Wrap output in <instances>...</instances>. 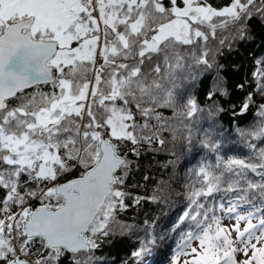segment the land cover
Listing matches in <instances>:
<instances>
[{"label":"snow or ice","instance_id":"1","mask_svg":"<svg viewBox=\"0 0 264 264\" xmlns=\"http://www.w3.org/2000/svg\"><path fill=\"white\" fill-rule=\"evenodd\" d=\"M254 18L264 0H0V264H99L127 207L125 148L138 156L182 132L186 147L218 151L193 139L203 110L181 89ZM252 80L241 114L264 96V60ZM237 135L246 159L194 173L172 264H264V104ZM155 241L145 231L130 264Z\"/></svg>","mask_w":264,"mask_h":264},{"label":"trees","instance_id":"2","mask_svg":"<svg viewBox=\"0 0 264 264\" xmlns=\"http://www.w3.org/2000/svg\"><path fill=\"white\" fill-rule=\"evenodd\" d=\"M208 2L221 8L227 0ZM262 60L264 19L254 18L247 26L243 39H233L230 46H224L216 56L213 68L199 72L194 80L185 81L181 89L203 110L193 128V139L207 134L215 140L218 151L210 152L198 144L186 147L182 132L177 133L175 140L165 134L163 148L155 145L138 148V156L129 152L128 148L124 149L132 165L122 186L127 194V207L116 214L119 226L100 242L95 253L99 264H130L131 253L138 248L145 231L153 232L156 241L142 258V264H172L190 230V222H182L181 217L190 210L187 195L189 186L195 184L194 173L205 162L212 164L215 160L246 159L250 155L237 133L252 124L257 107L264 104V96L254 93L248 111L241 114L240 109L246 95L253 92L250 86L254 83L252 72ZM241 84L244 88L239 87ZM213 105L214 114L209 115ZM178 107L183 110V105ZM164 115L170 117L171 112L165 111ZM169 122L177 123L171 119ZM78 174L58 182L63 183ZM137 198L140 200L138 204L135 203ZM32 203L38 206L35 201ZM64 264L69 262L64 261Z\"/></svg>","mask_w":264,"mask_h":264},{"label":"rangeland","instance_id":"3","mask_svg":"<svg viewBox=\"0 0 264 264\" xmlns=\"http://www.w3.org/2000/svg\"><path fill=\"white\" fill-rule=\"evenodd\" d=\"M59 183H61V182H59ZM225 223H227V221H225Z\"/></svg>","mask_w":264,"mask_h":264}]
</instances>
